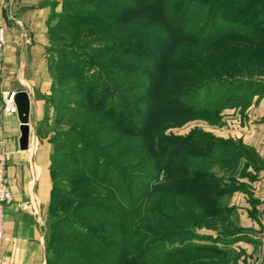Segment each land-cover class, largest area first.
Wrapping results in <instances>:
<instances>
[{
    "label": "trees",
    "instance_id": "trees-1",
    "mask_svg": "<svg viewBox=\"0 0 264 264\" xmlns=\"http://www.w3.org/2000/svg\"><path fill=\"white\" fill-rule=\"evenodd\" d=\"M100 1V5H94L84 0L80 7L77 0L71 8L78 14L71 19L64 17L66 30L82 22L93 27L95 21L100 26L95 33L103 37H88L82 42L86 47L96 46L97 55L82 61L81 67L73 61L59 62L58 79L72 78L70 74L62 76V69L68 65L77 71V78L69 83L72 87L66 89L80 99H61L67 106L64 118L69 129L59 136L66 138V152L51 157L62 162L57 170L66 176L56 177L52 161L48 207L55 209L53 231L46 235L47 264H178L176 259L193 252L174 248L161 253L158 248L166 241H176L178 234H185L187 239L196 237L192 227L203 222L207 212L224 215L226 207L220 205L221 199L240 190L235 175L228 178L231 184L226 186L222 184L225 177L212 175V164L221 165V170L231 174L243 167L247 170L248 165L239 168V157L245 155L242 147L235 155L234 149L226 146V154L216 157L204 144H197V155L184 153L171 166L169 161L178 155L167 157L168 137L164 133L157 135L160 132L156 129L151 134L149 128L157 111L174 114V104L186 98H190L187 111L200 109L209 113L214 109L218 117L225 106L237 100L238 93L244 96L260 87L254 77L264 76V0ZM227 2L236 7H228ZM112 9L120 11L115 14ZM199 19L204 22L201 28L196 25ZM49 22L50 17L48 36L54 29ZM109 23L113 25L111 33L102 30ZM67 34L70 32H66V39ZM213 40L217 44L211 46ZM147 42H156L163 49H147ZM139 45L144 49L134 48ZM222 48L226 53L217 57L218 68L211 67L209 49L217 54ZM143 58L154 61L148 65L137 61ZM233 59L237 62H230ZM48 68L52 78L51 65ZM88 70L95 77L88 76ZM148 70L154 72L153 76ZM105 74L109 81H105ZM144 76H151L145 77L151 83L143 86L142 92L156 100L144 111L149 116V128L126 125L122 115L130 116L129 107L112 97L120 91L121 79L131 77L136 82ZM76 84H80L77 89L73 88ZM221 85H232L230 101L223 96L216 98L215 88ZM129 86L126 92L137 96L135 84ZM109 92L110 99L106 101ZM139 118L136 116L132 122ZM119 123L123 127L117 130ZM199 138L212 141L210 136ZM145 151L154 155L153 161L142 155ZM112 159L128 161L119 167L113 165ZM134 179L145 185L132 183ZM65 184L70 189H54ZM143 190L145 197L139 195ZM55 195L61 196L60 205L66 210L72 208L70 214L58 216L59 203L52 199ZM83 209H90L86 212L94 215L83 218L79 213Z\"/></svg>",
    "mask_w": 264,
    "mask_h": 264
},
{
    "label": "rangeland",
    "instance_id": "rangeland-1",
    "mask_svg": "<svg viewBox=\"0 0 264 264\" xmlns=\"http://www.w3.org/2000/svg\"><path fill=\"white\" fill-rule=\"evenodd\" d=\"M75 1L77 0H50L49 2L50 3L49 27L54 29L49 31V36L47 34L46 64H47V68L48 65H51L53 76L52 78L50 76V80H51L50 90L45 94H41L40 97H38V99H34V103H33L34 113L38 111L37 122H36V133L34 135L36 141L35 143L39 147V149L40 148L42 149V152L47 157L46 161H47L48 171L53 161L51 156L59 155L66 152V146H65L66 138H64L63 135L59 136V133L63 134L64 131H67L69 129L67 120L66 118H64V115L66 114L67 106L62 102L61 99H72V100L80 99L79 98L80 96L78 94L73 96L69 94L68 90L66 89L67 86L72 87V85H70L69 83L73 79L77 78V71L71 70V67L69 65L67 68L64 67L62 69V76H66L67 74H70L72 75L71 78L72 80L67 77H62V80H60L58 79L57 76L59 74V62L66 63V61H73L75 64H78L81 67V65H83L82 61H86V60L89 61L92 59L93 55H97V50L94 48L96 46L86 47L83 46L82 42L88 37L91 38L103 37L102 34L95 33L96 31H100L99 30L100 26H98L95 21L92 22L93 27H90L84 24L85 22L80 21L82 23L75 25L74 28H70L69 30H66V27H64L66 25V20L64 17L66 16V19L67 18L71 19L72 15L78 14L76 10L71 8V5H73ZM81 1L84 0H78L77 3L80 5V7H82L81 5L83 3ZM85 1L91 2L94 5H100L99 3H102V1L100 0H85ZM227 6L230 8L236 7L234 6V4H230L228 2H227ZM114 10L115 9H112L110 11L114 12L115 14H117V12L120 11V10H115V11ZM145 16L147 15H144L143 18H146ZM202 20L203 19H199V21L197 22L196 24L198 25L197 28H201V26L203 25L204 22ZM111 26L113 27V25L109 23L108 28L103 27L102 30L104 31L107 29V31L111 33L113 29ZM66 32H70V34H67L68 36L67 39H66ZM211 43H213L211 44V46L214 45V43L217 44V42L214 40L211 41ZM6 44H7V37H6ZM144 45L148 47L147 49H151L150 46H152L153 48H157L154 50L163 49L162 47L160 48V44L156 42H147L144 43ZM145 46L139 45V46H134V48L141 50L144 49ZM214 47L215 46H213V48ZM211 49H209L207 55V57L210 60L209 65L211 67L218 68V66L216 65V62H219L217 57L222 56L223 54L225 55L226 51L224 52L222 48L219 51V53L214 54L213 52H211ZM5 51H6V47H5ZM4 55L5 52L1 58L0 70L4 68L3 67ZM137 61H140L139 63H142L144 65H148V63H151L154 60L149 61L148 59L143 58L142 60L139 59ZM225 61L227 63L229 62L228 60ZM230 62H237V60L233 59ZM233 69L234 68H231L230 70ZM147 73L153 76L154 72H150L148 70ZM48 74L50 75L49 68H48ZM87 75L90 77H95L94 73L89 70L87 71ZM54 77L56 78V80ZM104 77L105 79H107L105 81H109V78H107L106 74L104 75ZM111 77L115 78L114 74H112ZM145 77H151V76H144L143 78L139 79L136 82L130 79L131 77L128 78L129 80L124 78L121 79L120 81L121 84L118 85V90L120 91L119 92L117 91L118 94L116 96L115 95L112 96L113 100L121 103L120 105L129 107L130 116L126 117L122 115L123 120L125 119L124 121L126 122V125L129 126L134 125L137 127L141 125V128L143 127L149 128L150 126L148 125L149 116L146 115L144 111L145 109H147V107H153L154 106L153 102H155L156 100L154 101L155 98L153 99L147 98L146 97L147 93L142 92L144 90L143 86L148 85L147 83H151V79L149 78L146 80ZM254 79L264 80V76L262 75L257 76L254 77ZM132 84H135V88H137V91H139L137 96H134L133 94H131V92L130 93L126 92L127 89H131L129 85ZM74 87H76L75 89H77L78 87H80V84H76L75 86H73V88ZM226 87L227 86L221 85L215 88L216 98L223 96V99H225V101L226 100L230 101L232 93L229 92V88H231L232 85L229 86L228 88ZM60 88H63L64 91L61 92ZM110 94H111L110 92L109 94L107 93L106 101L110 99ZM189 100L190 98H186L182 100L180 103L174 104V106L177 107L176 109L177 111H175L174 114L162 115L160 114L161 112L157 111V118L155 122H153V125L149 128L150 132L156 129V131L160 133L158 134L155 133V134L160 135L161 133H164L165 136L168 137L169 140L167 145L168 146L167 151L169 152L167 157L169 155H171L172 157L178 155L176 156V160L172 159L171 161H169L170 162L169 164L172 166L173 164L177 163V159L183 156L184 153L185 154L187 153V155L189 156L190 154L197 155V153L199 152V148L196 146L197 144L200 146L204 144L205 145V146L203 145L204 148L207 150L211 149L212 155L216 157H221L224 154H226L225 153L226 146H229L230 148L234 149L232 154L237 155L240 150L239 143L236 141H232V139L231 140L224 139L221 136V129L223 128V125H222V116H220V114L222 113V110L218 117L216 115V112H214V109L210 110L209 113L206 110L204 111L200 109H195V110L190 109L187 111V107H188L187 104ZM157 105H159V103ZM136 116L140 117L139 120L132 122V120L135 119ZM151 119L152 118H150V120ZM121 125H122L121 123L117 125L118 127L117 130L120 128ZM200 135L210 136L212 138V141L210 142V141H206V139H200L199 138ZM150 136L151 135H149V137ZM212 143L214 145H212ZM169 145L171 147H169ZM211 146L214 147L211 148ZM143 153L145 154L142 155H146V157L149 159V162L154 160V155L152 153H149L148 151H145ZM242 153L246 154V150L242 149ZM54 161L53 163H54V169L56 171V177L58 178V177L66 176L63 175V172L59 171L60 169L57 170L60 165L62 167V162H59L58 160H54ZM118 161L113 160L112 161L113 165H118L120 167L122 165H125V163L128 160H118ZM135 163L137 164V159L135 160ZM220 168L221 165L212 164L211 171L213 170L212 175H216L217 177H222V178L225 177L223 179L224 181H222V184H224V186L230 185L231 181L228 178L235 175L238 183V188H240V192L247 190L245 186L246 182L248 181L246 179V176L250 175L252 170L249 171V169L246 170L244 167L242 168V166H239V168H242L241 169L242 172L240 171V169H236L237 173L235 174V172H233L231 174L229 170L225 171L224 169L221 170ZM196 169H194V172H196L195 171ZM125 173L127 174V172ZM125 173L123 174L125 175ZM198 173H200V169L199 171L197 170L195 176ZM162 176L163 174H161V177ZM134 182L137 185H140L141 187L145 185L144 182H141L139 180L134 179L132 183ZM51 187H52V181H51ZM63 188L70 189V187L66 186V184L60 187L54 186L55 190H59V189L61 190ZM144 191L145 190L139 193L141 197L146 196V194L143 193ZM234 194L235 192L230 195H225L221 199L220 205L226 207V211L224 212V215L218 216L219 213H217L216 211L207 212L206 214L207 216L204 217L202 220L203 222H200L199 224H197V226L192 227L191 230L193 231V233H196L195 234L196 237L193 236V238L187 239L185 238V234H178V236L180 237H176L177 239L176 241L169 240L166 241L163 245H161V248H158L160 249V252L164 253L174 248L181 251L187 249L190 252H193L191 254L183 256L182 258L176 259L177 261H180L178 264H187L186 262H190L194 264H264V212H258L250 209L248 216L250 217L252 216V218H257L259 223H255V221L254 222L252 221L253 224L248 225L249 217H247L246 213L241 214L238 211L237 205L239 198H237L238 196H235ZM52 199L53 201H55V203H59V207L57 206V214L59 217L60 216L63 217L64 215H66V213L70 214L69 211H72L71 207H68L66 210V206L60 205V202L62 201L61 196L55 195ZM243 199L244 201L242 202L239 201L240 204L250 203V205L252 204L253 207L254 205H256V199L254 197L247 196V197H243ZM54 209L55 208L53 207L49 209V207L47 206L46 218L49 221V223L47 224L48 234H50L53 231L51 222L53 221V217H54L53 216ZM87 210L90 209H83L81 210L82 212L81 211L79 212L80 214H82L83 218H85V216H88L89 214L91 216L94 215L93 212L90 213L86 212ZM82 224L86 225V222L83 220ZM130 225L131 223H128V226ZM205 246H209V248H206ZM199 247H203V248L198 249ZM222 251H226V252L223 253ZM151 258L152 255L148 257V260H150ZM60 264H64V263H60Z\"/></svg>",
    "mask_w": 264,
    "mask_h": 264
},
{
    "label": "crops",
    "instance_id": "crops-1",
    "mask_svg": "<svg viewBox=\"0 0 264 264\" xmlns=\"http://www.w3.org/2000/svg\"><path fill=\"white\" fill-rule=\"evenodd\" d=\"M49 2L0 0V22L7 29L4 68L0 70V143L10 152L6 181L12 193L3 208L4 239L0 245L3 264H47L46 211L51 178L47 157L35 143L38 111L34 113L33 103L51 87L46 64ZM256 81L260 82L259 88L244 96L238 93L237 100L225 106L220 114L221 136L238 142L246 150L238 162L252 170L246 176L247 190L234 194L240 202L247 196L256 199L254 207L238 201V211L249 217L248 225L252 221L259 223L257 218L248 216L250 209L264 212V80ZM19 90H26L31 99L28 150L19 147L20 123L16 112L5 109L11 93Z\"/></svg>",
    "mask_w": 264,
    "mask_h": 264
},
{
    "label": "built area",
    "instance_id": "built-area-1",
    "mask_svg": "<svg viewBox=\"0 0 264 264\" xmlns=\"http://www.w3.org/2000/svg\"><path fill=\"white\" fill-rule=\"evenodd\" d=\"M6 47V26L0 23V63ZM8 105L5 107L7 111L16 112L12 96L7 100ZM10 160V152H8L3 144L0 143V245L4 239V224H3V208L5 203L12 198V193L6 181V168ZM4 259L0 256V264H3Z\"/></svg>",
    "mask_w": 264,
    "mask_h": 264
},
{
    "label": "water",
    "instance_id": "water-1",
    "mask_svg": "<svg viewBox=\"0 0 264 264\" xmlns=\"http://www.w3.org/2000/svg\"><path fill=\"white\" fill-rule=\"evenodd\" d=\"M15 111L20 123L19 147L21 150L29 149L30 142V115H31V99L26 90H19L11 93Z\"/></svg>",
    "mask_w": 264,
    "mask_h": 264
}]
</instances>
